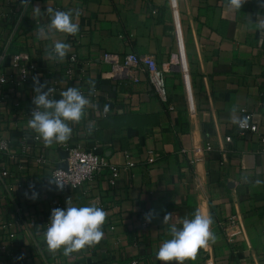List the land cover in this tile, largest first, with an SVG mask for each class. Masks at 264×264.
Listing matches in <instances>:
<instances>
[{
    "label": "crops",
    "instance_id": "0c3cea01",
    "mask_svg": "<svg viewBox=\"0 0 264 264\" xmlns=\"http://www.w3.org/2000/svg\"><path fill=\"white\" fill-rule=\"evenodd\" d=\"M48 8L78 9L79 32L41 38ZM261 21L264 0H245L241 8L229 0H0L1 73L10 76L16 54L35 66L19 90L0 85V140L9 141L0 153V264H164L155 253L170 238V224L179 227L197 209L213 217L215 238L184 264H264V183H255L264 181ZM57 39L71 44L63 61L47 56ZM105 53H133L164 71L184 59L187 72L179 66L165 73L162 102L145 76L137 84L107 80ZM34 76L47 81L56 99L72 86L89 96L95 82L91 105L79 123H70L71 138L62 144L106 158L101 173L70 192L73 205L106 211L104 236L68 256L62 248L49 250L43 235L51 210L63 203L49 177L64 150L35 141L28 127ZM106 105L111 114L104 116ZM234 106L251 115L258 134L239 135L230 119ZM110 167L119 170L114 185ZM150 209L158 215L148 223ZM229 220L235 226L227 241L221 225Z\"/></svg>",
    "mask_w": 264,
    "mask_h": 264
},
{
    "label": "clouds",
    "instance_id": "9594fccd",
    "mask_svg": "<svg viewBox=\"0 0 264 264\" xmlns=\"http://www.w3.org/2000/svg\"><path fill=\"white\" fill-rule=\"evenodd\" d=\"M22 3L28 0H21ZM245 0H229L230 6L241 8ZM39 11V8H36ZM49 23L39 29L41 38H50L53 33H61L66 36H74L80 26L78 9L62 11L48 8ZM256 27L264 31V21L259 22ZM71 50V44L65 40H54L47 49V56L54 61H63ZM34 93L32 103L34 108L31 111L28 127L32 129L45 146L53 143L62 144L67 142L72 135L70 123H79L85 115V110L91 105L89 96L95 90V82H90L89 96L84 95L76 86L68 87L60 92V98L52 96L54 89L47 87V81L40 82L38 76L33 77ZM47 88V90H44ZM107 111V105L105 106ZM231 123L241 129L248 127V118L241 116L234 106L231 109ZM91 131V129H89ZM244 181L248 182L245 176ZM257 185L264 181L256 180ZM49 184L55 185L58 190H63L65 183L56 177H49ZM32 186H30L31 188ZM26 196L28 193L25 194ZM38 193L32 191L31 199L38 198ZM158 214L154 209L145 213V220L151 223ZM106 211L96 205H73L69 200L66 207L54 208L51 210L46 231L43 233L45 242L51 251L63 249L65 256L77 252L85 247L99 243L104 232L102 226L106 220ZM171 214H166L163 221L168 220ZM214 223L210 214H203L199 209L195 210L191 218L183 219L178 227L170 224V238L165 239L155 253L157 261L164 264H184L188 258H194L197 250L207 245L210 239H214L211 226Z\"/></svg>",
    "mask_w": 264,
    "mask_h": 264
},
{
    "label": "built area",
    "instance_id": "2783aa9c",
    "mask_svg": "<svg viewBox=\"0 0 264 264\" xmlns=\"http://www.w3.org/2000/svg\"><path fill=\"white\" fill-rule=\"evenodd\" d=\"M155 13L154 10L151 12ZM6 49H3L0 55V67L5 57ZM76 62L75 56L70 57V63ZM101 62L109 67L108 72L105 74L107 80L114 81H126L129 83L137 84L142 76H145L149 86L153 93L162 101H166L165 93V73L178 70L181 66L180 72L186 75V65L184 59L180 61V64L175 65L171 63L167 67V71L162 70L156 62L152 60L141 59L139 56L133 53H129L123 56L111 53H105L102 55ZM12 73L10 76L5 77L0 71V85L8 84L11 91L19 90L25 85L31 78L33 71H35L34 64L25 61L20 54L13 55L10 62ZM67 78L72 81V73L67 70ZM111 114V110L107 108L103 109V115L107 116ZM241 115L248 118V127L241 129L237 126L239 135L245 134H258V126L252 122L251 115L245 110H241ZM35 141H39L38 136H34ZM226 142H230L231 138L227 137ZM264 142V139H262ZM9 148V141L5 139L0 140V153H7ZM61 148L67 154V157L62 160V164H66V168L62 169L61 166L55 168L50 177H56L62 180L65 185L63 190H59L63 195V203L61 209L66 207V201L70 199L72 202L70 192L71 190L86 186L97 174L101 173L106 167V158L103 155L96 153L93 150H86L80 146L71 144H61ZM41 163L44 162L41 158ZM109 183L115 184V180L118 177L119 170L110 167L109 170ZM55 187V185H52ZM56 188V187H55ZM143 226L146 223L142 224ZM235 226L233 220L221 225L223 235L227 241H230L233 237L232 228ZM131 264H137L132 261Z\"/></svg>",
    "mask_w": 264,
    "mask_h": 264
},
{
    "label": "water",
    "instance_id": "95a60500",
    "mask_svg": "<svg viewBox=\"0 0 264 264\" xmlns=\"http://www.w3.org/2000/svg\"><path fill=\"white\" fill-rule=\"evenodd\" d=\"M62 156H63V159H65V158L67 157V154L64 152V153H62ZM61 168H62V169H65V168H66V164L63 163V164L61 165Z\"/></svg>",
    "mask_w": 264,
    "mask_h": 264
},
{
    "label": "trees",
    "instance_id": "16d2710c",
    "mask_svg": "<svg viewBox=\"0 0 264 264\" xmlns=\"http://www.w3.org/2000/svg\"><path fill=\"white\" fill-rule=\"evenodd\" d=\"M20 14V13H19Z\"/></svg>",
    "mask_w": 264,
    "mask_h": 264
}]
</instances>
